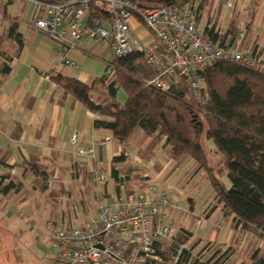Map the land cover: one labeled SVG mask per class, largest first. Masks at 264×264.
Returning a JSON list of instances; mask_svg holds the SVG:
<instances>
[{
	"label": "crops",
	"instance_id": "obj_1",
	"mask_svg": "<svg viewBox=\"0 0 264 264\" xmlns=\"http://www.w3.org/2000/svg\"><path fill=\"white\" fill-rule=\"evenodd\" d=\"M63 1L66 0H0V53L10 57L9 72L0 73V177L10 175L22 182L17 193L0 196V218L10 221L16 215L34 214L46 228L49 225L76 228L96 215L97 188L88 176L91 169L103 173L111 191L122 188L126 194L142 192L151 180H164L165 185L175 187L177 178L192 169L191 178L181 187L187 200L172 199L180 211L173 213L169 221L159 219V223L176 229L185 226L191 238L201 242L224 247L236 245L234 235L238 232L232 228V216L223 217L220 207L211 211L213 192L207 179H199L202 172L193 166L192 160L175 164L169 148L163 147L162 142L147 140L140 147L130 142L124 148L126 161L117 166L123 183L116 187L110 176L111 161L122 147L112 140L110 132L95 130L94 115L49 80L59 75L91 84L103 77L106 65L114 59L107 46L90 38L63 49L61 42L48 40L35 28L44 5ZM234 1L230 10L219 0H203L197 26L204 34L219 19L225 29L235 24L239 33H245L243 48L253 51L264 63V0ZM88 18L89 14L80 23L88 26ZM98 21L108 29L107 17ZM127 25L138 48L154 43L137 18L128 20ZM11 27L21 36L20 49L14 39L7 37ZM64 39H68V32ZM62 54L74 64L72 67L64 65ZM3 61L0 55V68ZM91 96L95 100L106 95L97 88ZM116 100L124 104L126 96L122 90L117 91ZM74 131L78 137L71 144L69 139ZM79 150L92 151L93 159L78 157ZM29 163L38 164L46 173L45 191L32 188L34 176L25 173L21 166ZM44 235L40 234L38 245L48 257ZM9 242V238H0V255L6 252ZM237 260L238 256L232 264H237Z\"/></svg>",
	"mask_w": 264,
	"mask_h": 264
},
{
	"label": "trees",
	"instance_id": "obj_2",
	"mask_svg": "<svg viewBox=\"0 0 264 264\" xmlns=\"http://www.w3.org/2000/svg\"><path fill=\"white\" fill-rule=\"evenodd\" d=\"M147 8L178 6L187 0H128ZM107 17L106 6L90 5L88 26L94 20ZM231 23L225 34L218 36L213 27L207 28L204 36L223 47L238 35ZM8 38L22 46L21 36L14 27L8 30ZM3 64L0 73L9 72L10 57L0 53ZM113 77L85 84L81 81L53 75L49 80L94 115L93 128L110 132L112 140L122 147L111 161L110 176L116 187L123 183L117 166L126 161L124 148L130 143L135 131L145 137L162 142L169 148L170 159L177 165L192 160L209 183L213 192L214 209L220 207L223 217L232 216V228L239 234L252 236L261 243L248 257L249 264H264V74L245 69L228 62L208 67L202 76L204 91L208 97L200 109L193 104L185 88L162 94L146 83L153 72L141 52L114 58L111 62ZM105 93V98L93 100L96 89ZM122 90L126 96L123 105L116 100ZM203 140L211 141L216 153L223 159V166L214 170L203 149ZM25 173L34 176L32 188L43 192L47 188L46 173L38 164H21ZM225 177L229 183L223 182ZM22 182L10 175L0 177V196L17 193ZM191 233L179 228L173 240H163L155 247L158 260L147 264H232L236 248L215 247L209 242L196 240L188 249ZM200 247V248H199ZM198 249V250H197ZM194 253V251H196Z\"/></svg>",
	"mask_w": 264,
	"mask_h": 264
},
{
	"label": "built area",
	"instance_id": "obj_3",
	"mask_svg": "<svg viewBox=\"0 0 264 264\" xmlns=\"http://www.w3.org/2000/svg\"><path fill=\"white\" fill-rule=\"evenodd\" d=\"M219 1L230 10L235 6L234 0ZM202 2L187 0L178 6L155 9L128 0H66L44 5L34 26L48 40L61 42L63 49L90 38L107 46L114 58L141 52L153 72L146 86L162 94L185 88L193 104L202 109L208 97L201 75L208 67L228 62L264 74L263 61L253 51L243 48L245 33H238L223 47L204 36L197 26ZM93 3L106 6L108 29L98 20L89 26L80 23ZM132 18H137L149 31L153 44L140 49L131 40L127 21ZM227 29L221 19L213 25L218 36ZM62 58L65 66L74 65L63 54ZM113 74V67L107 64L102 78L108 82ZM77 137L78 132H72L70 143L75 144ZM77 156L93 159L92 151L87 150H79ZM88 176L97 188L96 215L76 228H46L43 241L51 264H147L158 260L155 247L175 236L172 226L160 224L159 219L169 221L173 213L180 211L167 198L164 187L148 185L142 192L126 194L122 188L113 192L106 187L107 178L97 169H91Z\"/></svg>",
	"mask_w": 264,
	"mask_h": 264
},
{
	"label": "rangeland",
	"instance_id": "obj_4",
	"mask_svg": "<svg viewBox=\"0 0 264 264\" xmlns=\"http://www.w3.org/2000/svg\"><path fill=\"white\" fill-rule=\"evenodd\" d=\"M153 141L152 138L145 137L140 131H135L133 136L131 137L130 142L132 144L141 146L142 142ZM203 149L207 155L209 160V164L213 167L214 170H218L222 168L224 159L223 157L216 153L214 145L211 141L203 140ZM152 163V162H151ZM153 165V163H152ZM193 166L195 167L194 163ZM196 168V167H195ZM193 174V170H185L176 181L175 187L165 185L164 180L159 182L155 180H151L148 185H161L167 191L168 199H176L178 201H186L184 194L182 193V186L191 178ZM206 176L202 173L199 179L206 180ZM224 184L228 187L229 183L225 177H223ZM202 183V182H201ZM147 185V186H148ZM146 186V187H147ZM170 191V192H169ZM172 191H175L172 193ZM189 202H187L188 204ZM176 226L179 224L178 222H173ZM55 226V225H49ZM47 226V227H49ZM61 228L60 226H56ZM185 229V226H178V229ZM174 233H176V227L172 228ZM176 229V230H175ZM186 230V229H185ZM46 233V227L42 224L39 219L34 216V214L24 216L21 214L20 216H15L10 221H3L0 218V238H9L10 242L6 245V252L0 255V264H51L49 258L47 257L46 252H44L43 248L38 245V238L40 234ZM236 238V245L233 244V247L236 248L238 254L237 264H249L248 257L252 251L256 248H261V243L257 242L252 236L242 235L237 233L234 235ZM173 240V239H172ZM172 240H165L166 244L170 243ZM197 239L191 238V240L185 245V248H189ZM206 242H202L204 244ZM216 248L223 247L221 245L212 244ZM200 248V247H199ZM198 250V249H197ZM194 251V253L197 252ZM5 251V249H4Z\"/></svg>",
	"mask_w": 264,
	"mask_h": 264
}]
</instances>
